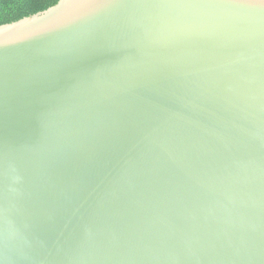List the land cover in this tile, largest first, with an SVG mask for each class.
I'll return each instance as SVG.
<instances>
[{
    "label": "water",
    "instance_id": "95a60500",
    "mask_svg": "<svg viewBox=\"0 0 264 264\" xmlns=\"http://www.w3.org/2000/svg\"><path fill=\"white\" fill-rule=\"evenodd\" d=\"M0 264H264V0L0 24Z\"/></svg>",
    "mask_w": 264,
    "mask_h": 264
},
{
    "label": "trees",
    "instance_id": "16d2710c",
    "mask_svg": "<svg viewBox=\"0 0 264 264\" xmlns=\"http://www.w3.org/2000/svg\"><path fill=\"white\" fill-rule=\"evenodd\" d=\"M56 2L57 0H0V24L42 11Z\"/></svg>",
    "mask_w": 264,
    "mask_h": 264
}]
</instances>
